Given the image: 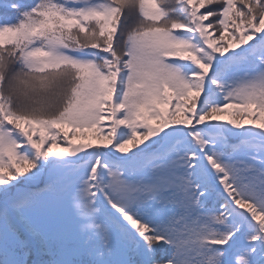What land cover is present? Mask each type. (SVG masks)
I'll list each match as a JSON object with an SVG mask.
<instances>
[{"label":"snow or ice","instance_id":"obj_1","mask_svg":"<svg viewBox=\"0 0 264 264\" xmlns=\"http://www.w3.org/2000/svg\"><path fill=\"white\" fill-rule=\"evenodd\" d=\"M0 264H264V0H0Z\"/></svg>","mask_w":264,"mask_h":264}]
</instances>
